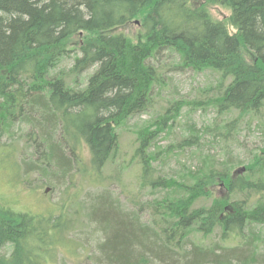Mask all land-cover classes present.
I'll return each instance as SVG.
<instances>
[{
    "label": "trees",
    "instance_id": "trees-1",
    "mask_svg": "<svg viewBox=\"0 0 264 264\" xmlns=\"http://www.w3.org/2000/svg\"><path fill=\"white\" fill-rule=\"evenodd\" d=\"M193 2L0 0V137L12 138L14 129L29 125L24 138L33 150L19 166L22 180L38 167L47 184L71 180L78 172L100 182L77 151L87 148L96 171L116 161L119 130L129 116L152 109V91L165 84L163 66L155 61L163 50L178 56V67L217 74L203 89L209 96L199 102L230 117L224 125L207 127L220 137L231 135L228 125L239 127L243 118L264 117V0ZM208 5L226 8L227 18L215 19ZM136 21L143 32L131 36L127 28ZM68 58L70 67L61 68ZM186 103L176 102L171 111L166 107L134 132L138 190L159 189L160 197L139 204L130 200L128 212L102 193L92 196L86 209L80 201L73 208L75 200L43 215L0 201V264H71L86 251L76 231L86 239L96 235L93 258L101 264H264L259 254L264 233L255 229L264 228V147L235 170L230 159L202 155L196 168L177 178L154 173L158 152L150 147L159 133L172 129ZM47 124L57 125L58 139ZM191 127L178 142L180 149L199 145L202 136ZM8 144L2 141L0 147ZM1 154L0 161L9 158ZM33 155L41 156L32 161ZM74 162L78 169L71 172ZM72 184L63 193L69 194ZM214 187L226 192L216 195ZM214 233L217 242L243 244L248 252L223 251L221 245L216 254Z\"/></svg>",
    "mask_w": 264,
    "mask_h": 264
},
{
    "label": "rangeland",
    "instance_id": "rangeland-1",
    "mask_svg": "<svg viewBox=\"0 0 264 264\" xmlns=\"http://www.w3.org/2000/svg\"><path fill=\"white\" fill-rule=\"evenodd\" d=\"M203 1L194 0L193 3L199 5ZM207 7L215 19H226L229 14L226 8L219 5H208ZM127 30L131 36L143 32V28L139 24H132L128 26ZM156 60L159 61V65L163 66V69L160 71L162 73L161 78L165 81V84L162 86V89H160L161 86L157 85L152 91V98L155 101L153 108L129 116L126 126L122 130H119V155L115 159L116 161L106 164L101 170L96 171L89 165L91 163L90 153L87 148L82 145L77 151L78 157L84 161V166L88 167L91 176L98 177L100 182L94 183L91 180L92 178H86L82 172H78L72 175L71 180L66 177L59 181H53L52 184H47L43 180L42 175L38 174V167H34L28 178L22 180L21 175L24 171L19 166L23 164V157L33 150L30 143L26 144V138H24V133L27 132L29 125L23 124L21 128L12 131L14 132L12 138L0 137L1 143L2 141L9 143L5 149L2 145L0 147V154L4 152L9 156V158L0 161V201L7 202L14 210L19 212L43 215L58 213L60 206L64 202L69 201L66 205L72 206L75 200H77V203L73 208L76 209L80 201V205L86 209L89 207L92 196L101 195L102 193L109 194L110 198L117 202L118 207H125L128 212L130 206L133 204L130 200H133L135 204H139L142 201H150L160 197L163 191L159 189L145 186L141 191L138 190L139 168L136 160L132 158L134 132L141 126L153 123L158 113L166 107L170 108V111L174 109L176 102L180 100L187 103L181 108L179 118L173 123L172 129L159 133L155 139L154 146L150 147V152L153 150L158 152L157 160L152 163L153 169H156L154 171L155 175L166 178H177L180 174L185 173L189 167L190 169L196 168L199 164L198 159L201 160L200 158L206 155L214 156L218 162L224 158L232 160L230 166L232 170H235L248 162V158L253 153L259 152V149L264 147V117L243 118L241 125L236 128H234L235 123L228 125L231 135L226 138L220 137L215 130L212 131L207 128L212 125L217 126L220 123L224 125L230 120L229 116L223 115L221 117L217 115L212 107L203 108L200 105L202 102H199V100L206 99L209 96L208 93L203 92V89L215 83L218 78L215 72L209 70L196 72L188 68L178 67V56L175 53L164 52V50L157 55ZM71 64L72 60L68 58L60 67L68 68ZM92 70L93 68L84 71L82 77ZM39 110L38 108V113ZM39 114L44 115V112H40ZM56 126H53L55 129L53 133L58 139L60 133ZM188 126H192L193 131L197 135L202 136V138L197 147L180 149L177 147L178 142L187 136ZM53 127L48 124L46 126L50 133ZM8 152H10V155ZM39 152L41 153L40 150ZM62 152L64 157L67 158V152L64 149ZM39 156L41 155H33L30 160L37 161ZM76 164L77 162H74L73 167L71 166V172L77 168ZM69 182L73 183L69 192V194L72 193L71 197L69 194L63 193L65 186ZM213 192L216 195H223L226 191L214 187ZM86 212H88V209ZM148 213L149 209H142V220L146 221ZM77 218V227L79 228L80 216H77ZM85 227H87V224ZM255 229L261 230L264 233V228L262 227L256 226ZM249 230L246 227L245 232L248 233ZM91 231L93 232L92 228L87 231L89 235ZM75 234L78 238L86 239L82 235V232L77 233L76 231ZM95 236L93 234L88 239H83L86 251L71 264H101L96 263L93 258V255H96L95 243L97 239H95ZM218 238V233L211 234L210 240H214L212 248L216 254L222 252L221 245H223V251H246V249H243V244L238 247L235 244H231L230 241L224 244L217 242ZM259 254L264 253L259 251ZM55 264H58V262ZM59 264H61L60 260ZM202 264L209 263L208 261H202Z\"/></svg>",
    "mask_w": 264,
    "mask_h": 264
}]
</instances>
